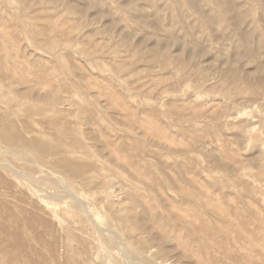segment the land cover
Here are the masks:
<instances>
[{"label":"rangeland","instance_id":"1","mask_svg":"<svg viewBox=\"0 0 264 264\" xmlns=\"http://www.w3.org/2000/svg\"><path fill=\"white\" fill-rule=\"evenodd\" d=\"M0 264H264V0H0Z\"/></svg>","mask_w":264,"mask_h":264}]
</instances>
